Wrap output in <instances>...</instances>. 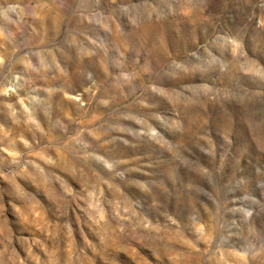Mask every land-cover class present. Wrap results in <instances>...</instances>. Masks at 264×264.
<instances>
[{
    "label": "rangeland",
    "instance_id": "1",
    "mask_svg": "<svg viewBox=\"0 0 264 264\" xmlns=\"http://www.w3.org/2000/svg\"><path fill=\"white\" fill-rule=\"evenodd\" d=\"M0 264H264V0H0Z\"/></svg>",
    "mask_w": 264,
    "mask_h": 264
}]
</instances>
